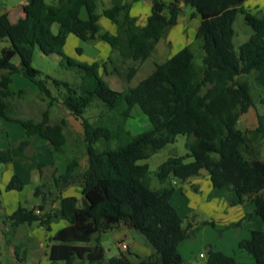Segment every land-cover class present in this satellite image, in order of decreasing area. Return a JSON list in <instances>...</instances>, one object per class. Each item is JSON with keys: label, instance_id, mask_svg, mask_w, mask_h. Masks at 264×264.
<instances>
[{"label": "trees", "instance_id": "1", "mask_svg": "<svg viewBox=\"0 0 264 264\" xmlns=\"http://www.w3.org/2000/svg\"><path fill=\"white\" fill-rule=\"evenodd\" d=\"M131 1L105 7L102 15L131 39L132 60L142 61L150 54L176 24L183 3L193 9L192 17L199 18L193 42L203 51L201 63L195 62L192 42L156 65L137 85L115 91L99 75L100 69L106 71L107 61L80 63L63 52L70 34L83 41L116 43V35L101 31L98 0H57L56 4L27 0L25 15L15 22L7 12L0 13V41L7 38L10 42L0 50V117L19 123L25 136H39L56 151L65 146L64 121L50 123L48 109L38 120L12 112L10 99L15 94L9 84L14 73H21L37 85L48 105L60 102L80 119L83 128L86 166L71 157L65 169L52 176L56 196L51 191L45 195V184L38 185L34 194L42 195V202L32 208L19 206L4 220L12 228L37 222L49 231L54 220L64 219L67 225L50 237L49 264H187L178 245L191 238L197 226L185 223L172 205V181L186 182L203 171L214 188L232 190L240 202H252L264 222V158L244 155L245 133L236 126L239 116L255 106L248 76L264 89V8L251 12L243 6L244 0H151L146 24L135 28ZM82 10L86 18L81 17ZM238 13L253 33L235 49L233 24ZM35 48L77 68L79 81L52 78L58 88L54 95L41 71L32 65ZM76 51L80 53L81 48ZM260 101L264 102V96ZM135 106L151 127L133 134L126 122ZM262 118L257 115L256 130L264 133ZM177 135L186 137L187 152L160 163L154 172L158 186L152 187L147 163L138 161L174 142ZM27 144L22 140L19 147ZM11 157L9 149L0 151V163ZM73 183L80 184L85 204L75 196H61V190ZM20 185L19 176L13 175L6 188L19 189ZM54 201L57 205L52 207ZM204 224L214 225L212 221ZM119 227L141 234L153 252L136 263L122 252L106 258L101 236ZM239 246L253 256V262H239L209 246L205 263L264 264L263 230H252Z\"/></svg>", "mask_w": 264, "mask_h": 264}, {"label": "crops", "instance_id": "2", "mask_svg": "<svg viewBox=\"0 0 264 264\" xmlns=\"http://www.w3.org/2000/svg\"><path fill=\"white\" fill-rule=\"evenodd\" d=\"M47 1L52 4L57 3V0ZM99 1L100 0H98V2ZM101 1L103 3L102 10L113 4H121L126 0ZM26 3L27 0H21L12 10H0V13L7 12L9 20L15 22L25 15ZM180 5L181 10L178 12L176 24L168 29L166 34L155 44L150 54L142 61H134L131 59L132 41L125 34L123 29L104 17L101 11L97 12L99 14L98 23L101 31H107L117 37L116 43L113 46H110L107 42L100 39L93 40V42L99 43L97 45H101L106 50V57L108 59L103 61H107V63H110V65L113 64L114 66L113 70L108 69L107 66L105 73L111 74L114 72L118 77L126 78L128 82L135 80L136 83L131 85L135 86L152 73L156 65L165 62L184 46L191 44L199 21L198 23L195 22L193 26L186 25V8H184L186 5L182 3ZM243 6L251 12L253 10L263 9L264 0H244ZM150 11L151 0H132L130 2L129 12L135 19V28L146 24ZM76 39V36L70 34L66 39L63 51L68 41H72L76 50ZM161 41L162 44H160ZM9 45L10 42L7 38L1 40L0 50ZM15 63H18V58L15 59ZM9 89L15 94L10 99L11 110L13 113H17L19 117H25V103H27L25 93L29 95L27 97L38 96L40 100H43L37 85L21 73H14L11 76ZM27 117L38 120L34 117ZM62 120L63 119H61V121ZM63 121L64 132L66 122L65 120ZM256 126L257 125H255L253 134L256 136L260 135L262 140H264V133L258 132ZM22 140L28 141V144L19 147V143ZM41 148H47L53 158L63 156L64 159L60 160L58 163L56 161H50L49 163L33 161L34 157L38 156V149ZM8 149L11 151V160L4 162L2 164L3 166H0V220L2 221L19 206L27 208L38 206L42 202V195L36 196L34 194V189L40 184H45V195L51 191L52 196H56L57 192L54 190L52 180L54 171H63L71 157H78L76 152L67 150V140L63 150L56 151L48 145L45 139L39 136H25V130L19 123L8 122L0 117V151ZM29 161L30 163L32 162L31 171L30 174L28 172L26 173L29 177L31 176L32 180L29 182V185L26 186L25 169L30 164ZM43 170L48 171L47 177L43 175ZM13 175H17L21 179L19 189L6 188ZM172 182L175 184V191L171 196V203L183 219H191V216L194 215L196 219L201 218V220L212 221L214 223V225H202L194 240L185 239L179 243L178 251L182 258L189 259L191 253L197 254L201 248L211 245L213 250H219L231 255L239 262L251 263L254 261L253 256L239 246L241 240L249 238L252 230L259 229L264 231V222L255 214L254 204L252 202H240L237 194L232 190L214 188L208 173L193 177L186 182L178 183L176 180ZM27 193L28 195L32 193L35 197L40 198L41 202L40 200L37 202L34 200L28 201L27 197H25ZM60 194L61 196H75L79 201H82L81 186L79 183L66 186L61 190ZM28 203L31 205L27 206ZM56 205L57 201L51 204L52 207ZM4 225L5 227H3L1 233L2 235L7 234V239L4 240L3 251L0 252V264H23L24 261L26 262L25 264H49L48 251L51 244L50 237L57 230L66 226L67 222L64 219L54 220L51 223L49 231L45 230V228L37 222L20 224L15 228L5 223ZM226 226L228 227L224 229L225 231L223 230L224 232L222 231L217 237V228ZM107 240H112L118 248H120L119 244L121 242H126L130 254L128 258L133 263L146 258L153 252L152 248L146 244L142 238L136 236V232L126 227H119L118 229L104 233L101 236V244L103 245V242ZM108 250L109 248L105 249L107 252ZM200 254H202V252H199V257L205 258L206 260L207 255L200 256ZM190 264L196 263L191 262Z\"/></svg>", "mask_w": 264, "mask_h": 264}, {"label": "rangeland", "instance_id": "3", "mask_svg": "<svg viewBox=\"0 0 264 264\" xmlns=\"http://www.w3.org/2000/svg\"><path fill=\"white\" fill-rule=\"evenodd\" d=\"M165 2H169L171 0H164ZM21 0H0V10H12L14 7H16ZM103 7V3L100 0L98 2V9L97 12H102L101 8ZM186 8V21L185 24L188 26H193L195 22L198 23L199 18L198 17H192L193 9L189 6H185ZM257 11V10H255ZM254 10L252 12H255ZM81 17L86 18V13L84 10L81 12ZM57 24H53L52 29L54 32L57 31ZM234 37H233V44L235 49L238 48L240 44H242L245 40L248 39V37L253 33V30L249 25H247L244 21L243 14L238 13L234 24ZM77 41V47L81 48V52L78 53L75 48L72 41H68L64 53L71 57L72 59H75L76 61L80 63H91L92 61L96 60H106L108 59L106 57V50L101 46L97 45L99 43H95L92 40L89 41H83L79 38L76 39ZM162 44V41L160 42ZM192 48L195 53V62L197 64L201 63V58L203 55V51L200 48V45L197 41L192 43ZM108 69H114L113 64L110 65V63H107ZM33 67L39 69L41 71V77L46 78V81L48 85L50 86L52 92L57 94L58 88L52 83V78H56L59 80H65L70 83H77L80 79L79 73L77 71V68L75 67H68L66 63L61 61V58L57 55H44L40 52L38 48H35L34 54H33V61H32ZM107 68V67H106ZM99 75L101 78L107 83V85L115 91H120L122 89H125L128 86L134 85L136 82L135 80L127 81L126 78H120L115 74L114 72L111 74L105 73L104 70H99ZM51 79H49V78ZM249 83L251 85V93L254 97L255 106L249 109L247 113H243L239 116L237 120V127L241 129L245 135H246V142L245 145H243L242 150L244 155L249 159H255V158H264V140L259 136H256L253 134V131L255 130V125H257V115H261L264 121V102L260 101V98L264 96V89L258 85L252 75L248 76ZM26 95L25 93V99L27 100V103H25V117L30 116L34 117L36 119H39L41 117L42 112L45 109H48V115L50 118V122H60L61 119L65 120L66 125L64 127V133L66 136L68 149L76 152L78 155V158L80 160L81 166L84 168L86 166V155H84L85 148L83 146V128L81 125L80 119L73 117L66 108L60 103L54 101L52 105H48L47 100H40L38 96H30ZM89 114H92V111L89 112ZM151 124L148 121V119L143 115L141 110L135 106L132 111V117H130L126 122V128L133 134L140 133L143 131H146L150 129ZM186 141V137L183 135H177L174 142L166 144L163 148L159 149L155 153H153L149 158L147 159H141L138 161V163H147L149 167V173L150 176L153 177L152 180V187H157L158 182L154 178V172L156 171L158 165L162 163L164 160H166L169 156L173 155H184L187 152V149L184 145ZM67 148V147H66ZM39 153L37 157H34L35 162L41 161L43 163H49L50 161H56L57 163L60 162V160L64 159L63 156H57V157H51L50 152L47 150V148H41L38 149ZM212 158L218 159L217 154H212ZM30 163V161H29ZM32 163V162H31ZM31 163L26 167L25 169V184L26 186L29 185V182L32 180L31 176L26 173L28 172L30 174L31 171ZM3 163H0V166ZM1 168V167H0ZM36 170L35 168H32ZM48 171L43 170V175L47 177ZM203 174H207L206 171H203ZM200 175V176H201ZM178 183H181L177 181ZM38 183V182H37ZM41 185V184H40ZM35 190V189H34ZM30 195V194H29ZM28 193L25 194V197H27L28 201H35L41 199L38 197H35L32 193L29 196ZM31 205V204H27ZM192 218L184 219V222L187 221L192 222L193 226H197V229L194 232V235L190 239L191 241L195 239L197 232L201 229L202 225L201 222L207 221V220H201V218L196 219V217L193 215ZM4 221L0 220V252L3 251L4 246V240L7 239V234L2 235L1 230L4 225ZM236 225V224H234ZM228 226L223 228H217L216 230V236L218 237V234H220L224 229H226ZM44 228V227H43ZM225 231V230H224ZM223 231V232H224ZM4 236V237H3ZM136 236L143 238V236L136 232ZM145 241V240H144ZM143 241V242H144ZM146 243V242H145ZM213 243V242H212ZM147 244V243H146ZM104 248L108 249V252L106 251V258L119 255L120 252L127 255V257H130L128 248L125 250H120L113 242L112 240H107L103 242ZM211 246V245H210ZM199 252H202L200 256L207 255L208 253V246L201 248L197 254H192L189 256L190 258L184 259L187 264H190L191 262H195L196 264H204L205 258L199 257ZM3 263V262H2ZM26 262L24 261L23 264ZM31 264V263H28Z\"/></svg>", "mask_w": 264, "mask_h": 264}, {"label": "built area", "instance_id": "4", "mask_svg": "<svg viewBox=\"0 0 264 264\" xmlns=\"http://www.w3.org/2000/svg\"><path fill=\"white\" fill-rule=\"evenodd\" d=\"M119 247H120L122 250H125V249L128 248L126 242H121V243L119 244ZM201 256H202V255H201Z\"/></svg>", "mask_w": 264, "mask_h": 264}, {"label": "water", "instance_id": "5", "mask_svg": "<svg viewBox=\"0 0 264 264\" xmlns=\"http://www.w3.org/2000/svg\"><path fill=\"white\" fill-rule=\"evenodd\" d=\"M183 4V3H182ZM93 41L94 39H89V41ZM55 195V194H54ZM82 200H83V203L85 204V198L84 197H82Z\"/></svg>", "mask_w": 264, "mask_h": 264}]
</instances>
